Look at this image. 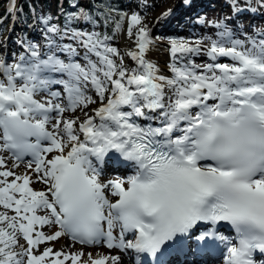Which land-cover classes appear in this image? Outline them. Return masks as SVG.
<instances>
[{"label": "snow or ice", "instance_id": "1", "mask_svg": "<svg viewBox=\"0 0 264 264\" xmlns=\"http://www.w3.org/2000/svg\"><path fill=\"white\" fill-rule=\"evenodd\" d=\"M230 7L209 22L208 44L169 41L171 75L148 58L162 37L135 12L114 24L128 20L134 50L123 55L114 36L73 26L97 24L83 8L61 5L62 24L41 14L40 39L20 38L12 63L0 58V264H172L190 251L264 264V28L235 23L264 14V0ZM78 109L83 118L65 116ZM109 168L131 174L109 178ZM62 237L121 255L39 251Z\"/></svg>", "mask_w": 264, "mask_h": 264}, {"label": "rangeland", "instance_id": "2", "mask_svg": "<svg viewBox=\"0 0 264 264\" xmlns=\"http://www.w3.org/2000/svg\"><path fill=\"white\" fill-rule=\"evenodd\" d=\"M22 0H12L11 4H9V7H12L13 2L15 4V8H18L19 6V2H21ZM29 1H34V0H29ZM181 0H125V7L127 9V15L130 16L132 13H138L143 17V22L144 23H148L149 27L152 29V36L153 37H162V39L160 41H163L164 45L166 46V48L169 51V37L168 34L169 32V28L162 30L163 27V22L161 23H157V18L165 11L168 10V8L171 7H175L177 5H180ZM231 1V0H230ZM167 2V3H166ZM19 3V4H18ZM227 6H224V8H222V4L218 3V5L215 8L209 9L206 8V10H204L202 13L204 14L201 17V22H204L205 26L209 25V22H213L216 21V19H222V14L224 13L225 15L230 14L228 11V9H226ZM217 8V9H216ZM150 9V10H147ZM220 13V15H218ZM45 15H52V16H57V10L55 8H49L45 11ZM2 19H4V23L2 26H0V58H4L6 57V54L8 53V55H13L15 54L16 57L19 56L20 52L22 51V49L20 48L19 44H18V40L20 38H22V28L20 25H24V21L19 20L18 21V26L19 28L17 29L18 31L16 32L17 35V43H14L15 38L13 36V32H10L9 28H10V21L9 19L6 17H1ZM32 20L34 21V16H32ZM249 18L246 19V22H248ZM218 21V20H217ZM256 23H252L251 25H255L256 29H260L264 27V18L262 19H257ZM262 21V22H261ZM260 22V23H259ZM170 24V23H169ZM5 25V28H4ZM258 25V26H257ZM7 26V27H6ZM31 24H29V30L31 29ZM39 27V31L41 29V25H37ZM127 26H128V20L125 19L124 24H123V28L122 30L119 32L118 34V38H117V42H118V49L120 51V53L123 55L125 53H127L130 50H134V44L130 43L132 41H130L127 37H126V30H127ZM156 28V29H155ZM28 30V33H29ZM213 30V26H209L208 28H204L203 31L205 32V36H201L200 34H192V33H186V32H182L177 34L178 37L185 39V40H189L192 42H195L197 40H203L204 44H208L209 41L206 39V37H211L213 39L216 38V36L214 34H210ZM87 31V30H85ZM161 31V32H160ZM171 31V30H170ZM173 32V31H172ZM171 32V33H172ZM246 33H252L253 32V28H249L246 29L245 31ZM185 33V34H184ZM10 34V41L8 40V36ZM204 37V38H203ZM239 38L244 39L242 36H240ZM40 37L37 39L39 40ZM12 42L14 44H12ZM116 41L112 40L110 41L111 44H114ZM12 44V45H11ZM4 45V46H3ZM131 48V49H130ZM169 53V52H168ZM169 61H168V65L171 61V57H170V53H169ZM93 59H95V57H93ZM207 60L206 57H196L195 58V62L197 64L200 63H204ZM10 63L13 62V58H11ZM125 63L128 64L129 66H133L134 62L131 61L129 58H127V56H125ZM168 73L169 75H171V73L169 72L168 69ZM98 103L96 105H92L91 107H97ZM65 116L67 117H72V116H80L81 118H83L82 113L79 111V109L77 110L76 113H71V112H67L65 113ZM2 155L8 157V154L5 155L2 153ZM14 163V160L9 159L8 160V167L10 168V166ZM20 170V171H17ZM16 170L17 173H24L27 170V166H26V161L24 163L21 164V166ZM116 176L115 174H111L110 178ZM11 179V178H9ZM0 211H4V209L0 208ZM14 213L9 212V215H12ZM45 232H48L49 230L47 228L44 229ZM21 244H24L25 242L23 240L20 241ZM26 246V245H25ZM53 248V247H52ZM45 248L43 247V244H41L39 246V251L42 252ZM54 249V248H53ZM19 250V249H17ZM117 249H113L110 251V253H115ZM58 251H63L65 253H70L68 250H64V248L59 247ZM38 254V253H37ZM126 263L127 262V258L125 259ZM215 262H217V264H221L219 262H221L219 259H217Z\"/></svg>", "mask_w": 264, "mask_h": 264}, {"label": "trees", "instance_id": "3", "mask_svg": "<svg viewBox=\"0 0 264 264\" xmlns=\"http://www.w3.org/2000/svg\"><path fill=\"white\" fill-rule=\"evenodd\" d=\"M79 8H83L86 13L91 15L97 24L93 26L87 21L81 20L80 23L74 24V27H83L92 31L94 28L96 31L101 33H106L115 37L116 44L113 45L117 48L118 34L120 31H114V24L120 19V16L127 12L125 8V0H78ZM10 4V0H0V16L6 13L7 7ZM33 5V6H32ZM61 5L63 6V11L71 13L74 11H79V8L73 9L70 5V0H34L31 4L29 0H22L20 9L18 11V18L28 19L32 14L33 8H35L38 16L44 14L49 8H55L59 17L61 24L63 23L64 17L61 13ZM115 9L111 13V20L105 24L104 14H107L108 9Z\"/></svg>", "mask_w": 264, "mask_h": 264}, {"label": "bare ground", "instance_id": "4", "mask_svg": "<svg viewBox=\"0 0 264 264\" xmlns=\"http://www.w3.org/2000/svg\"><path fill=\"white\" fill-rule=\"evenodd\" d=\"M166 1V0H165ZM180 2V1H179ZM167 3V2H166ZM224 7V6H223ZM217 9V8H216ZM150 10V9H147ZM261 13H257L256 15H251L252 18H259ZM143 18V17H142ZM167 20V19H166ZM166 20L163 21V26L166 23ZM237 22V19L236 21ZM262 22V21H261ZM161 23V22H160ZM260 23V22H259ZM148 24V23H147ZM149 26V24H148ZM258 26V25H257ZM264 28V27H263ZM156 29V28H155ZM163 30V29H162ZM246 31V30H245ZM161 32V31H160ZM185 34V33H184ZM132 43V42H130ZM4 46V45H3ZM131 49V48H130ZM168 49L164 45L163 41H158L156 43V46L152 49V51L148 54V58L153 62L158 64L161 72L165 75H169L168 73V61H169V53ZM6 154V153H4ZM6 157V156H5ZM15 163V161H14ZM22 164V163H21ZM13 165V164H12ZM12 165L10 168H12ZM21 166V165H20ZM17 169V168H16ZM16 171V170H14ZM17 171H20L17 169ZM34 189H40L43 187V185L40 184H33L31 185ZM44 248L47 247H53L54 251H58L59 247L64 248V250H68L70 253H75L77 251H84L86 253H93L94 255H106L111 254L109 249L104 247L103 245H81L77 242L72 241L69 237H62L58 241L51 242V243H44ZM115 255H121V253L118 250V253ZM126 258V257H125ZM129 264V263H126ZM209 264V263H206ZM211 264H217V263H211ZM221 264H224L221 262Z\"/></svg>", "mask_w": 264, "mask_h": 264}]
</instances>
